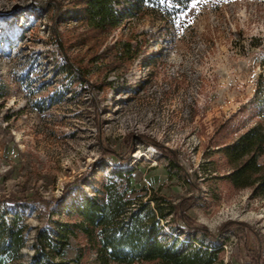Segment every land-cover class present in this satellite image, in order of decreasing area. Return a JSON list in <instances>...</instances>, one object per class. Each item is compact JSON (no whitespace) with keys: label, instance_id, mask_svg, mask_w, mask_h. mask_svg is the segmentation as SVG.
I'll return each instance as SVG.
<instances>
[{"label":"rangeland","instance_id":"rangeland-1","mask_svg":"<svg viewBox=\"0 0 264 264\" xmlns=\"http://www.w3.org/2000/svg\"><path fill=\"white\" fill-rule=\"evenodd\" d=\"M180 1L141 3L101 30L83 16L86 0H0V213L25 228L23 264L35 232L65 221L62 203L91 194L115 168L104 150L130 148L119 168L133 170L135 190L189 199L194 222L212 234L229 228L210 242L169 220L166 234L222 248L217 264H244L241 243L264 260V198L225 181L218 151L264 122V0ZM131 3L114 8L121 15ZM167 154L183 173H168ZM7 197L35 203L7 207ZM83 244L75 239L72 254ZM80 264L98 263L86 249Z\"/></svg>","mask_w":264,"mask_h":264},{"label":"trees","instance_id":"trees-1","mask_svg":"<svg viewBox=\"0 0 264 264\" xmlns=\"http://www.w3.org/2000/svg\"><path fill=\"white\" fill-rule=\"evenodd\" d=\"M132 1L131 8L119 14L114 8L119 0H86L83 16L94 28L101 30L117 27L120 19L132 14L136 6L151 0ZM191 0H184L186 5ZM3 87L0 82V98ZM141 143L158 146L149 139L139 137ZM228 171L224 179L234 189H251L257 197L264 198V122L258 121L236 140L219 148ZM107 161L115 168L108 171L99 187L91 194H82L62 203L63 222H55L56 232L42 229L35 232L30 264H80L84 251H92L98 264H217L222 248L198 246L193 242H180L171 238L165 229L169 220L181 224L178 229L186 236L200 234L215 241L228 230V223L217 234L194 222L189 208L192 201L172 204L152 190H135L131 184L132 169H120L130 162L131 148L125 154L104 150ZM167 171L183 173L175 157L167 154ZM144 191V196L134 194ZM151 191L152 194L147 192ZM7 207L25 208L35 203L34 197L3 198ZM38 201V199H37ZM39 202V201H38ZM41 203V202H39ZM45 210V207H41ZM49 211V210H48ZM53 214L52 208L49 211ZM15 214L7 223L0 213V264H23L21 250L25 246L24 226L17 223ZM168 220V221H167ZM78 237L84 240L80 250H72V242ZM240 261L244 264H264L260 252L240 245Z\"/></svg>","mask_w":264,"mask_h":264},{"label":"snow or ice","instance_id":"snow-or-ice-1","mask_svg":"<svg viewBox=\"0 0 264 264\" xmlns=\"http://www.w3.org/2000/svg\"><path fill=\"white\" fill-rule=\"evenodd\" d=\"M162 2H163V0H162ZM193 6H195V4H193Z\"/></svg>","mask_w":264,"mask_h":264}]
</instances>
